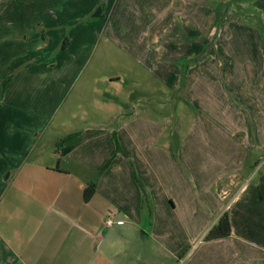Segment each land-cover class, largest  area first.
I'll use <instances>...</instances> for the list:
<instances>
[{
  "label": "crops",
  "instance_id": "0c3cea01",
  "mask_svg": "<svg viewBox=\"0 0 264 264\" xmlns=\"http://www.w3.org/2000/svg\"><path fill=\"white\" fill-rule=\"evenodd\" d=\"M208 1L135 0L132 14L143 20L141 31L116 40L110 20L127 0H101L107 20L96 13L97 22L82 25L48 0H0V264H122L125 238L113 225L127 218L139 222L138 184L152 188L146 196L154 215V208L176 207L155 184L177 172V157L190 181L214 174L202 184L206 188L223 174L256 168L264 152V0H253L255 13H247L255 27L244 23L241 9L215 12ZM104 33L125 56L116 64L146 68L162 93L174 91L196 107L197 128L177 148L170 143L174 134L163 136L159 119L139 116L134 104L131 113L123 111L139 84L133 73L88 71L73 93L79 100L67 106L69 119L81 127L63 131L69 122L60 110L81 73L80 46H86L83 64ZM100 83L107 85L101 89ZM86 95L92 99L87 105ZM168 96L154 105L152 93V112ZM66 147L71 149L63 154ZM258 171L252 183L220 187L221 199L229 195V202L224 207L214 200L209 219L201 210L207 223L178 264H264V163ZM224 211L230 236L204 241ZM108 218L115 224L106 226Z\"/></svg>",
  "mask_w": 264,
  "mask_h": 264
},
{
  "label": "rangeland",
  "instance_id": "374dc122",
  "mask_svg": "<svg viewBox=\"0 0 264 264\" xmlns=\"http://www.w3.org/2000/svg\"><path fill=\"white\" fill-rule=\"evenodd\" d=\"M91 1L92 0H48V2L54 3L57 7L61 6L62 8L63 6L65 17H78L77 22L80 25L86 24L87 22H97L95 18L96 13H101L102 16L105 15L102 14V12L104 13L102 10H105V7L102 6L101 0H96L94 4L91 3ZM127 1L129 2L127 3L131 7V11L128 12V5H126L125 2L118 3L119 9L116 14L115 12L112 13L110 20L113 26V29H109L110 35L116 40L141 31L139 25L143 22V20H139V18H136V16L132 14L134 12V4L136 2L135 0H133L134 3L132 0ZM252 2L253 0H213L208 1V4L215 9V12L221 10L223 6L228 8V11H231L233 8L237 11L241 9V16L243 15L245 18L244 23L255 27L257 23L253 22L254 18H249V16H247L248 14L255 13L254 8L252 7ZM107 16L109 17L108 14ZM107 16H104L103 19L107 20ZM98 21L103 23V20ZM131 26L133 29L129 31ZM97 36H99L101 40L99 42L96 41L95 46L92 48L88 56V61L83 64L82 62L86 57L83 48H86V46H80L79 65L80 67L82 66L81 73L76 79V84L74 82L75 88L72 84L70 88L71 93L69 91L65 97V107L63 106L60 110V112H62L61 117L69 122L64 126L63 131H67V129H71L73 127H81L82 123L69 119L70 109H68L67 106L70 103H73V100H79L77 96L78 93L76 94L77 98L76 96L73 97V93L77 92L76 90L78 84H82L81 81L86 77V75H88V71H92V74L95 72L100 75L107 74L109 72L120 73L127 75L128 78H130L129 74L133 73L138 77L137 81L139 84L132 88L133 94L126 101L123 111L131 113V105L134 104L135 113L139 114V116L151 115V117L159 119V122L166 127L163 132V136L166 137L169 135L172 138V134H174V140L170 143L177 148L181 143V138H183V136H185L190 130L193 131L197 128V125H194V121L196 123L199 122V115L196 107H194L186 97H183L173 91L171 93H167L169 94L167 103L163 106L159 105L160 110H158L157 113L152 112V106H149L152 100L148 99L149 96L154 93L156 98L153 100V103L155 105L160 100L162 101V99L167 95L160 91L161 84L155 79V77H152L149 73H147L146 68L141 67L136 63L126 64L125 66L116 64V61L122 60L125 57L123 56L122 51L114 44V42L109 44L105 41V38H108L109 34L104 33ZM207 48V46H204L201 54L204 53ZM97 85L99 88L103 89L106 87L107 83H100ZM122 90L128 91V86L123 84ZM151 90L157 91V93L152 92ZM110 91L113 93L112 88H110ZM91 96L94 98V95ZM91 100L92 99H88L86 95L84 102L85 105H87V102ZM193 126L194 128H192ZM101 127V129H104L105 127H109V125H102ZM51 132V130L48 132L49 138L52 136ZM163 140L164 138L161 137L160 144L163 143ZM50 149L54 150L55 146H52ZM261 155L262 156L258 160L256 168H253L254 166L252 165H246L242 170H239L238 173H235L233 176H231L232 174L230 173L223 174V176L220 177L213 185L211 184L212 186L210 185L209 188L204 187L202 184L208 183L210 181L209 176L213 177V173H203L202 176L204 177L201 181H190L192 174L183 170V164L177 157L176 161L179 166H177V172H171L169 174L170 176L164 175L162 178L163 184H155L163 192L170 194L175 199L176 207L174 210L163 211L160 208H154L153 215L151 197L150 200L146 197L147 201L144 203L141 201L140 220L137 224L127 218L128 220L126 219L124 224L122 222L123 225L119 227L113 225V228H115L117 232L124 234L125 238V247L127 248V252L122 264H139L143 263V261L147 264H178L179 260L177 253L183 248L188 249V247L191 246L192 242L195 240L194 236L204 229V226L207 223V220L203 217L201 210L208 212L209 215L207 219H209L211 216V210H209V208L213 210L215 209L214 206H212L214 200L218 198V200H221L224 204V207L226 206L230 198L229 195H227L221 199L220 187L223 186V184L252 183L258 175L260 166H263L264 163V152H262ZM67 165H70V163ZM99 175L100 173L97 171L95 176L96 179ZM184 179L190 182L189 184L191 185V188L185 186ZM230 179L233 182L230 183ZM138 185L141 190V195L144 192L145 196H151V187L144 189L143 184ZM188 191H190L191 194L190 198L187 197L186 194ZM228 191L233 193L232 190ZM129 193V186L127 185V196H130ZM209 201L212 202L208 203ZM215 222L216 221L212 222V224Z\"/></svg>",
  "mask_w": 264,
  "mask_h": 264
},
{
  "label": "trees",
  "instance_id": "16d2710c",
  "mask_svg": "<svg viewBox=\"0 0 264 264\" xmlns=\"http://www.w3.org/2000/svg\"><path fill=\"white\" fill-rule=\"evenodd\" d=\"M261 39L264 40V34L261 31ZM77 133L70 134L59 140L56 144L57 148H60L64 142L71 139L72 137H75ZM71 148L66 147L62 151L63 154L67 153ZM106 168V165L103 169ZM147 196H145V193L143 192V203L147 201ZM231 234V224L230 219L227 211H224L220 217L217 219V221L210 227V229L206 232V234L203 237L204 241H211V240H217V239H223L229 237ZM186 252V249H181L179 253L177 254L178 258L181 259V257Z\"/></svg>",
  "mask_w": 264,
  "mask_h": 264
},
{
  "label": "built area",
  "instance_id": "2783aa9c",
  "mask_svg": "<svg viewBox=\"0 0 264 264\" xmlns=\"http://www.w3.org/2000/svg\"><path fill=\"white\" fill-rule=\"evenodd\" d=\"M105 225L106 226H112L114 224V221H112L110 218H108L107 220H105ZM116 223L120 224L122 223L121 221H117Z\"/></svg>",
  "mask_w": 264,
  "mask_h": 264
}]
</instances>
